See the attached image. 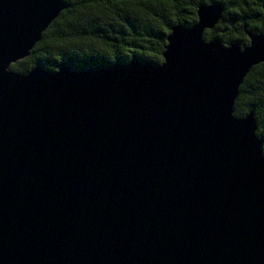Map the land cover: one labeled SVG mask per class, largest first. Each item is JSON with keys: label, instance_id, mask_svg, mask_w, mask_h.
Listing matches in <instances>:
<instances>
[{"label": "water", "instance_id": "water-1", "mask_svg": "<svg viewBox=\"0 0 264 264\" xmlns=\"http://www.w3.org/2000/svg\"><path fill=\"white\" fill-rule=\"evenodd\" d=\"M64 0H0V264H264V154L234 104L264 61L205 40L219 2L159 64L26 72Z\"/></svg>", "mask_w": 264, "mask_h": 264}, {"label": "trees", "instance_id": "trees-1", "mask_svg": "<svg viewBox=\"0 0 264 264\" xmlns=\"http://www.w3.org/2000/svg\"><path fill=\"white\" fill-rule=\"evenodd\" d=\"M66 7L43 32L30 54L11 65L26 72L36 65L57 70L103 68L132 58L159 64L174 26L197 21L200 4L219 2L222 17L203 38L224 44L249 43L248 32L264 33V0H64ZM252 112L264 154V61L254 65L239 86L238 117Z\"/></svg>", "mask_w": 264, "mask_h": 264}]
</instances>
